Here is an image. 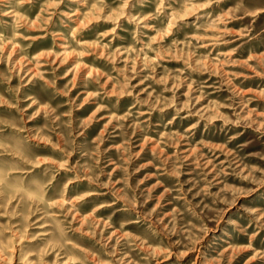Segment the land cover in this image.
I'll return each mask as SVG.
<instances>
[{
	"label": "rangeland",
	"instance_id": "rangeland-1",
	"mask_svg": "<svg viewBox=\"0 0 264 264\" xmlns=\"http://www.w3.org/2000/svg\"><path fill=\"white\" fill-rule=\"evenodd\" d=\"M0 264H264V0H0Z\"/></svg>",
	"mask_w": 264,
	"mask_h": 264
}]
</instances>
